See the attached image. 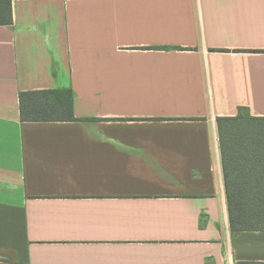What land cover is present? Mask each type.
Here are the masks:
<instances>
[{
	"label": "crops",
	"instance_id": "1",
	"mask_svg": "<svg viewBox=\"0 0 264 264\" xmlns=\"http://www.w3.org/2000/svg\"><path fill=\"white\" fill-rule=\"evenodd\" d=\"M12 8L0 264H264V230L230 227L218 129L264 116V0ZM62 88L80 120L22 121L21 91Z\"/></svg>",
	"mask_w": 264,
	"mask_h": 264
},
{
	"label": "trees",
	"instance_id": "2",
	"mask_svg": "<svg viewBox=\"0 0 264 264\" xmlns=\"http://www.w3.org/2000/svg\"><path fill=\"white\" fill-rule=\"evenodd\" d=\"M13 22L12 0H0V25ZM19 102L22 121L80 120L71 88L21 91ZM218 129L230 227L264 230V116L240 106L218 118Z\"/></svg>",
	"mask_w": 264,
	"mask_h": 264
}]
</instances>
